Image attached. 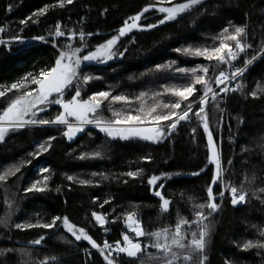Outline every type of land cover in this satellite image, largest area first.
Segmentation results:
<instances>
[{
  "label": "trees",
  "instance_id": "obj_1",
  "mask_svg": "<svg viewBox=\"0 0 264 264\" xmlns=\"http://www.w3.org/2000/svg\"><path fill=\"white\" fill-rule=\"evenodd\" d=\"M55 0H0V27L6 31L0 38L24 29L23 34L34 36L55 30L59 22L62 28L79 29L81 18H84L86 32L99 33L88 38L90 46H95L116 34L123 22L148 4H158L159 0H73L72 5L61 9L50 8L43 17L32 14L44 5L53 4ZM183 0H172V3ZM11 6V8H9ZM31 17L38 23L20 25L19 21ZM142 22L156 23L161 18L159 13L149 10ZM245 26L248 33L246 43L251 47L242 53L234 66L243 67L246 59H255L239 81L243 84L241 91L229 92L225 102L219 107L207 109L213 115L212 123L217 127L214 138L220 146L223 166L227 169L225 184L231 183L238 189L243 188L246 200L233 206L230 196L218 200L220 208L209 225L204 256L207 264H264V249H243L248 240H264L260 231L264 229V0H203L194 10L182 14L177 20L158 25L157 28L136 31L118 42L120 50L127 48L123 58L116 57L107 63L91 64L84 67V72L99 79H94L85 86L82 95L92 92L113 90L114 94L124 92L131 96L141 91L160 93L161 103H167L168 94L161 86L181 85L184 83L179 75L173 76L167 69L156 70L157 64L175 60L177 66L195 67L197 64H208L209 77L218 75L212 65L201 57H185L174 50L181 46L212 45L224 27ZM66 43V41H61ZM219 43L218 40L215 41ZM257 53H260L259 55ZM57 53L48 43L33 42L21 52L13 49V54L0 47V85L10 84L27 71H38L54 63ZM35 66V67H34ZM143 74V75H142ZM255 91L257 95H250ZM10 95V94H9ZM223 95V94H222ZM157 97L145 100V105L155 102ZM191 99V98H190ZM6 106L0 98V110ZM138 106V105H137ZM120 107L114 103L113 108ZM52 107L43 118H51L58 112ZM103 119H110L112 112L105 103L99 113ZM219 124L216 125V122ZM196 120L182 122L170 138L160 143H150L130 138L126 140L107 138L93 127L78 134L73 141L63 138L59 131L52 127L30 128L10 133L4 142H0V173H5L14 164H21V171L0 181V217L9 213L8 224H0V264H105L103 258L87 242H76L62 227L54 229L32 228L17 230L16 223L50 222L52 216H69L78 226L85 227L90 235L103 244L104 240L115 242L122 240V233L127 231L123 223V213L135 211L145 232L163 228L175 231L180 220L194 221L195 211L199 204H206L209 172L200 175L207 168L206 136L199 129L196 138L191 136V128ZM91 133V135H89ZM56 136L53 147L39 157L28 154L35 149L36 142H43L47 136ZM99 151L100 157L79 159L80 153ZM150 155V161L141 157ZM31 161L30 163H22ZM41 168H48L50 176L49 190L42 193L24 194L23 187L41 179ZM143 169L142 179L126 177L129 170ZM92 173H97L92 177ZM169 174L162 178L163 194L170 200L167 213H161L159 200L146 184L152 174ZM67 175L79 178L99 180L95 186H81L67 181ZM107 176L108 179H104ZM127 180V183L123 181ZM143 181V182H142ZM70 185V187H69ZM59 186L60 191H57ZM216 192L220 188L215 189ZM255 192V194H253ZM96 197L98 202L93 201ZM109 200L108 204H103ZM103 204L101 208L100 205ZM91 211L109 213L104 226L107 232L91 220ZM115 213L118 220L112 219ZM207 215V209L204 210ZM198 232L195 224L182 225L181 235L191 239V233ZM45 236L41 246H34L31 241ZM63 236L64 239H58ZM143 244L149 241L142 240ZM27 249L30 259L19 250ZM87 252V254H86ZM54 258V260H53ZM128 261L125 256L123 258ZM128 264H163L160 253L146 248L139 254L138 260ZM186 264V262H185Z\"/></svg>",
  "mask_w": 264,
  "mask_h": 264
},
{
  "label": "snow or ice",
  "instance_id": "obj_2",
  "mask_svg": "<svg viewBox=\"0 0 264 264\" xmlns=\"http://www.w3.org/2000/svg\"><path fill=\"white\" fill-rule=\"evenodd\" d=\"M203 0H183V2L172 3V0H159V5L168 4L169 6H158V4H148L141 11L129 16L123 24L115 30L116 34H111L108 39L102 43L90 46L88 38L99 33L86 32L84 30V18H81V27L79 29L62 28L61 24H55L54 31H48L46 34L27 36L24 35V29L11 34L7 39L0 38V47H4L9 54L21 52L30 43L40 42L48 43L57 53L54 63L38 71H27L10 84L0 85V98L6 102V106L0 110V142H4L6 136L10 133L26 130L30 128L52 127L58 131L63 129L60 135L68 141H73L78 134L87 130L86 126H92L107 138L126 140L137 138L139 140L160 143L170 138L175 133L182 122L190 123L196 120V126L191 128V136L196 138L199 129H202L206 136V160L207 168L192 175H200L203 172H209L211 179L205 189L206 204H199L196 210L195 220H180L175 225V231L169 228H163L151 232H145L141 221L136 218L135 211H126L123 213V223L127 229L134 233V238L130 237L128 231L122 233V240H116L109 243L107 240L99 244L96 239L86 230L85 227L78 226L72 222L69 216H52L50 222L43 223H16L14 227L17 230L42 228L54 229L62 227L70 234L76 242H87L91 249H95L103 258L105 264H128L129 261L138 260L139 254L146 248H152L158 251L163 258V264H207L204 256L206 248V239L209 234V225L206 220L211 219L212 215L220 208L218 200H223L230 196V203L233 206L246 200V193L243 188L238 189L231 183L225 184L227 169L223 166L221 151L217 147L214 139V132L217 127L213 125V115L207 110L209 106L215 107L216 111L223 114L224 109L219 107L221 102H225V97L229 92L241 91L243 84L239 83L242 79L246 67L252 63V60L246 59L243 67L234 66L233 62L238 60L240 54L245 53L251 47L246 43L248 33L245 26H232L233 31L229 34V27L226 26L222 32L214 38L212 45L201 46H181L175 48V52L185 57H201L212 65V71L220 69L227 65V69L220 70L218 75L209 77L210 71L208 64H197L195 67L177 66L175 60L163 64H157L156 70L167 69L173 76L179 75L184 81L181 85L161 86L163 92L170 97L167 103H161L160 93L141 91L136 96H131L124 92L114 94L113 90H101L92 92L86 98L82 93L85 86L94 79H99L91 74L84 72V67L91 64L107 63L116 57L123 58L127 48L120 50L118 43L121 38H126L134 30L145 31L164 25L167 22L177 20L182 14L194 10L201 5ZM73 0H55L53 4H46L36 10L32 15L43 17L50 8H65L66 5H72ZM11 8V6H9ZM153 10L160 14L156 23H146L144 14ZM38 20H32L31 17L19 21L20 25L27 23H38ZM6 30L0 27V34ZM219 43L216 44L215 41ZM66 41V43H61ZM264 53V48L260 49ZM258 55L260 53H257ZM35 67V66H34ZM143 75V74H142ZM264 91V88L261 89ZM10 94V95H9ZM223 94V95H222ZM253 97L257 95L255 91L250 93ZM157 97L155 102L145 105V100H151ZM191 98V99H190ZM107 103L108 110L112 112L110 119H103L99 113ZM114 103H119L120 107L113 108ZM138 105V106H137ZM58 107V112L51 118H43L52 107ZM219 121L216 122V125ZM91 135V133H89ZM56 136H47L43 142H36L35 149L29 153V156L39 157L47 153L53 147V141ZM101 153L95 151L92 153H80L79 159L100 157ZM142 160L150 161L153 158L150 155L141 157ZM24 161L22 163H30ZM21 171V164L12 165L7 172L0 173V181H6L9 176H15ZM43 173L41 179L31 182L23 187L24 194L42 193L49 190L50 176L48 168H41ZM143 169L137 168L135 171L126 172V177L142 179ZM97 173H92L96 177ZM168 179L169 174L161 173L148 176L146 184L153 195L159 200V209L161 213H167L170 206V200L166 198L161 189L164 188L161 179ZM67 181L76 182L81 186H95L99 180L79 178L74 175H67ZM104 179H108L104 176ZM127 183V180L123 181ZM143 182V181H142ZM70 187V185H69ZM219 187L220 191L215 189ZM60 191L59 186L56 189ZM264 192V189H260ZM255 194V192H253ZM98 202L96 197L92 198ZM109 200H104L103 204H108ZM103 204L100 207H103ZM207 209V215L205 214ZM11 211L3 217H0V224H8L11 219ZM109 213L100 211H91V220L95 225H99L107 232L104 226L107 223ZM112 219L118 220L113 211ZM193 223L197 226L198 232L191 233V239L181 235L182 225ZM264 237V229L260 231ZM46 239L41 236L39 239L31 241L34 246H41L42 241ZM58 239H64L63 236ZM148 240V244H143L142 240ZM264 249V240L253 242L248 240L243 244V249L249 248ZM25 257L30 259V253L27 249L19 250ZM87 254V252H86ZM128 258L125 261L124 257ZM54 260V258H53ZM27 264V261H26ZM41 264H44L42 261ZM228 264V262H225Z\"/></svg>",
  "mask_w": 264,
  "mask_h": 264
},
{
  "label": "rangeland",
  "instance_id": "obj_3",
  "mask_svg": "<svg viewBox=\"0 0 264 264\" xmlns=\"http://www.w3.org/2000/svg\"><path fill=\"white\" fill-rule=\"evenodd\" d=\"M254 60H255V59H253L252 62H253ZM247 67H248V66H247ZM86 127H88V126H86ZM90 127H92V126H90ZM214 139H215V138H214ZM217 147H218V149L220 150V146L218 145V143H217ZM128 233H129L130 237L134 238V233H132L131 230H129Z\"/></svg>",
  "mask_w": 264,
  "mask_h": 264
},
{
  "label": "built area",
  "instance_id": "obj_4",
  "mask_svg": "<svg viewBox=\"0 0 264 264\" xmlns=\"http://www.w3.org/2000/svg\"><path fill=\"white\" fill-rule=\"evenodd\" d=\"M127 231H129V229H127ZM108 241V240H107ZM109 242V241H108ZM109 243H112V242H109ZM114 243V242H113Z\"/></svg>",
  "mask_w": 264,
  "mask_h": 264
}]
</instances>
